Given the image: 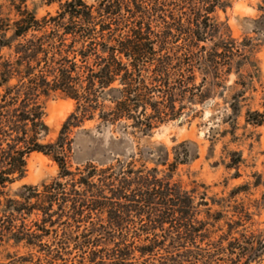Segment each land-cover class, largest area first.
Returning a JSON list of instances; mask_svg holds the SVG:
<instances>
[{"label": "rangeland", "instance_id": "obj_1", "mask_svg": "<svg viewBox=\"0 0 264 264\" xmlns=\"http://www.w3.org/2000/svg\"><path fill=\"white\" fill-rule=\"evenodd\" d=\"M21 1L41 18L69 0ZM145 1L157 52L140 69L150 76L164 62L182 84L175 112L147 132L132 119L105 123L99 111L71 127L68 170L94 166L95 187L54 203L59 220L47 233L34 225H44L37 210L5 217L23 186L41 192L59 177L51 156L31 153L23 177L0 189V264H264V0ZM40 102V142L55 143L77 103L61 93ZM10 228L40 237L15 242Z\"/></svg>", "mask_w": 264, "mask_h": 264}, {"label": "trees", "instance_id": "obj_2", "mask_svg": "<svg viewBox=\"0 0 264 264\" xmlns=\"http://www.w3.org/2000/svg\"><path fill=\"white\" fill-rule=\"evenodd\" d=\"M5 1L0 0V189L23 177L26 159L33 152L53 158L60 169L59 179L72 177L65 183L57 178L43 184L41 192L36 186H23L18 194L22 201L9 200L5 217L37 210L44 225H34L47 233L45 225L59 220V213L52 210L54 203L79 195L76 186L95 187L91 181L96 175L94 166L88 164L77 173L68 170L71 148L66 134L70 128L92 120L99 111V119L105 123L132 119L137 128L147 132L154 121L161 122L169 111L175 112L174 91L183 86L171 83L172 74L163 69L164 62H157L150 76L141 72L144 61L157 52L151 27L144 22L145 0H99L91 5L69 0L60 3L55 15L41 18L22 6V1ZM116 83L118 87H114ZM55 93L77 105L58 140L43 144L40 139L48 128L40 98ZM148 107L153 112L150 116L145 115ZM127 173L121 172L122 184L127 183ZM120 187L123 190L125 186ZM71 204L75 215L82 214L81 203L72 200ZM9 231L15 242L26 239L30 245L40 237L29 231Z\"/></svg>", "mask_w": 264, "mask_h": 264}, {"label": "bare ground", "instance_id": "obj_3", "mask_svg": "<svg viewBox=\"0 0 264 264\" xmlns=\"http://www.w3.org/2000/svg\"><path fill=\"white\" fill-rule=\"evenodd\" d=\"M38 158L41 160V156L40 155L38 156ZM41 162H42V160H41Z\"/></svg>", "mask_w": 264, "mask_h": 264}]
</instances>
